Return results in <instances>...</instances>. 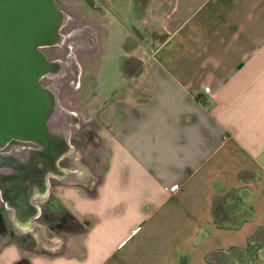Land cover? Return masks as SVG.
<instances>
[{
    "label": "crops",
    "instance_id": "crops-1",
    "mask_svg": "<svg viewBox=\"0 0 264 264\" xmlns=\"http://www.w3.org/2000/svg\"><path fill=\"white\" fill-rule=\"evenodd\" d=\"M126 10L138 64L95 96L100 179L62 185L92 225L61 253L5 243L0 264H264V0Z\"/></svg>",
    "mask_w": 264,
    "mask_h": 264
},
{
    "label": "water",
    "instance_id": "water-1",
    "mask_svg": "<svg viewBox=\"0 0 264 264\" xmlns=\"http://www.w3.org/2000/svg\"><path fill=\"white\" fill-rule=\"evenodd\" d=\"M68 20L54 0H0V194L22 233L42 228L37 219L41 202L49 199L50 179L73 172L60 161L75 152L72 129L85 124L60 103L59 86L41 82L65 68L42 48L62 43ZM12 140L38 148L2 152Z\"/></svg>",
    "mask_w": 264,
    "mask_h": 264
},
{
    "label": "rangeland",
    "instance_id": "rangeland-1",
    "mask_svg": "<svg viewBox=\"0 0 264 264\" xmlns=\"http://www.w3.org/2000/svg\"><path fill=\"white\" fill-rule=\"evenodd\" d=\"M69 2V0H67ZM91 1H95L97 7H91ZM118 2L120 4H118ZM125 4L122 10L118 9L119 5ZM127 0H73V6L66 9L78 20L80 25L88 24L94 33L97 34L100 51L92 59L86 57L87 54L78 51V60L84 68L90 67L84 77L83 86L78 90L63 89L61 92L62 105L77 112L84 120L91 119L82 129L78 132L73 131V143L75 145V154L68 160L71 167L75 165H82L88 172V184L93 182L83 190L88 195H94L96 183L100 177L94 178L97 172V122H96V104L95 96L102 98L103 95H110L112 90L122 83V39L125 41L127 37V28L118 26L117 17H122L126 22L127 17L122 15L127 14L126 10ZM82 9V10H81ZM133 16V11L130 12ZM90 18V19H87ZM97 42V43H98ZM122 44V45H120ZM104 46V48H103ZM120 48V49H119ZM96 62L94 65L91 63ZM138 64V63H136ZM89 78V79H88ZM67 79V77H66ZM85 123V122H84ZM85 139V140H84ZM72 154V155H73ZM54 192L52 197L44 204V212H48V217L38 218L37 221L41 224V238L35 237L32 232L19 235L16 233L14 225L9 218V212L5 209L3 202L0 200V211L2 212V224L0 223V247L5 243L16 240L22 244L23 248L33 252L41 253H61L66 251V243L71 234L79 233L81 227L70 226L72 218L79 216L73 210V207L62 198L63 195L62 185L53 181ZM169 193V192H168ZM134 198H140L136 191ZM56 200V202H54ZM150 205V204H147ZM75 216V217H74ZM63 217L67 218L66 220ZM83 228V226H82ZM82 232V231H81Z\"/></svg>",
    "mask_w": 264,
    "mask_h": 264
},
{
    "label": "flooded vegetation",
    "instance_id": "flooded-vegetation-1",
    "mask_svg": "<svg viewBox=\"0 0 264 264\" xmlns=\"http://www.w3.org/2000/svg\"><path fill=\"white\" fill-rule=\"evenodd\" d=\"M54 3L56 6L63 10L68 16L69 20L67 23L63 26L61 33L63 34V41L61 44H56L52 46H46L43 47V51L47 54L48 58L53 61H61L65 65L64 70L60 73L59 76H51V77H44L41 82L45 86L49 85H57L59 86V96H60V103L61 101V90L64 89H70V90H78L83 86L84 77L86 76L87 72L91 69L90 67L84 68L81 66L79 60H78V51H81V53L87 54L86 57L94 58L100 51V46L98 42V36L96 33L93 32L92 28L88 25H80L78 20L73 16L65 7V4H69L68 7L73 6V0H54ZM91 7L96 8V2L91 1ZM82 10V9H81ZM91 18V17H90ZM87 17V19H90ZM133 30V24H129L127 28V37L124 41V55H123V61L121 66V73L123 76H130V73L133 72L135 69L136 59L133 55L128 53V50L131 49V46L133 45V38L131 36V31ZM98 42V43H97ZM96 62L91 63V65H94ZM91 72V70H90ZM67 77V79H66ZM89 79V78H88ZM70 109V108H69ZM72 110V109H71ZM84 125L83 127H77L75 126L72 130L73 131H80L82 129H85ZM73 131L71 135V143H73ZM85 140V139H84ZM75 146V145H74ZM30 148H38V145L28 142V141H22V140H12L5 148L1 149L2 152L5 153H11V154H17L20 153L24 149H30ZM73 155L66 156L60 161V165L65 168L73 169V172L69 174L68 176L63 177V179L58 178H51V188H50V195L49 200L53 195L54 192V184L53 181L59 182L61 185H67V184H73V183H82L87 184L88 181V172L87 169L82 166L81 164L75 165L74 167H71L68 164V160L71 159ZM0 194V200L1 199ZM49 200L45 202H41L42 212L40 218H44L46 215L48 217V212H44L43 206L47 202L49 203ZM5 209L9 212V218L11 211L7 208L6 204L3 202ZM2 212L0 211V217L2 218ZM11 220V218H10ZM12 221V220H11ZM13 223V222H12ZM14 225V223H13ZM15 231L17 234L24 235L27 233H22L18 230V228L14 225ZM41 228L33 234H35V237L41 238L40 232Z\"/></svg>",
    "mask_w": 264,
    "mask_h": 264
},
{
    "label": "trees",
    "instance_id": "trees-1",
    "mask_svg": "<svg viewBox=\"0 0 264 264\" xmlns=\"http://www.w3.org/2000/svg\"><path fill=\"white\" fill-rule=\"evenodd\" d=\"M217 212L221 213L220 212V208H217ZM63 219L66 220L65 222L68 221L66 217L65 218L63 217ZM2 222H3V219L0 217V223L2 224ZM91 225L92 224H91L90 220H88V219H80L78 217L72 218V220L70 221V226H73V227L74 226H79V227H81L78 232H81V231L83 232V231L87 230ZM82 226H83V228H82ZM15 264H32V263L30 262L29 259L24 257V258L18 260Z\"/></svg>",
    "mask_w": 264,
    "mask_h": 264
},
{
    "label": "built area",
    "instance_id": "built-area-1",
    "mask_svg": "<svg viewBox=\"0 0 264 264\" xmlns=\"http://www.w3.org/2000/svg\"><path fill=\"white\" fill-rule=\"evenodd\" d=\"M175 189H177V188H175ZM137 230V229H136ZM136 230L134 231V232H136Z\"/></svg>",
    "mask_w": 264,
    "mask_h": 264
}]
</instances>
